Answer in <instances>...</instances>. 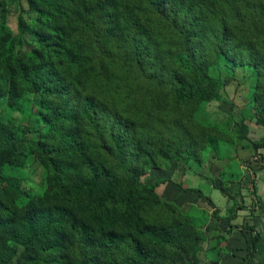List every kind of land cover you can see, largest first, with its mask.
<instances>
[{
	"label": "trees",
	"instance_id": "1",
	"mask_svg": "<svg viewBox=\"0 0 264 264\" xmlns=\"http://www.w3.org/2000/svg\"><path fill=\"white\" fill-rule=\"evenodd\" d=\"M25 1L17 32L0 18V264H216L203 244L216 208L184 211L145 176L231 157L236 140L264 166V137L204 112L239 69L246 118L263 124L264 0ZM226 180L211 178L231 198ZM245 225L241 264L259 238Z\"/></svg>",
	"mask_w": 264,
	"mask_h": 264
},
{
	"label": "crops",
	"instance_id": "2",
	"mask_svg": "<svg viewBox=\"0 0 264 264\" xmlns=\"http://www.w3.org/2000/svg\"><path fill=\"white\" fill-rule=\"evenodd\" d=\"M250 129L248 128V131ZM250 133H256V130L252 129ZM230 155L231 157L223 159H214L208 156L202 175L197 174L199 168L194 170L192 164L187 167L179 164H168L165 168L152 169L145 176V180L147 182H153L157 178L167 180L157 186V192L163 199L173 201L184 211L197 207L207 210L210 215L216 208V214L213 217L210 215L207 240L204 241L205 249L212 251L218 248L212 254L218 259L216 264H241L243 262L248 251L247 237L249 231L246 228L241 230V226L245 224V226H253L254 232L259 236L251 250L252 254L248 264H264V166L261 167L258 162L253 161L251 163L248 161V159H254V150L244 143L243 145L234 144ZM234 159L236 166L232 164V168L240 170L238 176L231 175V171H227L229 164L233 163ZM248 165H252V167L249 168ZM219 174L232 178L230 181L226 180L227 184L231 185L232 197L228 198L223 194L225 198L223 206H217L210 198L214 203L212 207L206 201L201 200L197 193L189 190L198 188L190 181L194 180L195 177H204L209 181V185L213 186L211 178ZM184 180L187 183H184ZM179 186L187 188V190H181ZM245 189L249 192V195H245L246 201L242 195V190ZM201 254V258L204 259L205 253L202 252ZM208 263L213 264L210 261H205L203 264Z\"/></svg>",
	"mask_w": 264,
	"mask_h": 264
},
{
	"label": "rangeland",
	"instance_id": "3",
	"mask_svg": "<svg viewBox=\"0 0 264 264\" xmlns=\"http://www.w3.org/2000/svg\"><path fill=\"white\" fill-rule=\"evenodd\" d=\"M3 4L0 5V18L4 21L5 25L12 31L17 32V18L18 16H22V18L26 21H29L33 18L34 13L27 9V3L25 0H0ZM243 71L239 70L233 74V77L222 85L220 88L221 96L220 99H212L211 101L204 104V112L208 118L216 121H225L228 116H232V120L234 123V127L240 129L246 136L251 139H257L264 137V122L263 124H256L254 121L247 119L249 113H247L245 107V93H246V86L245 84H240L242 82ZM254 112L257 115H254L252 110V117L253 115L261 117L260 111L257 108L258 105H254L253 107ZM1 110V109H0ZM2 111V110H1ZM251 114V112H250ZM13 117L19 118L20 116L16 113H12ZM245 117L244 124H241V118ZM259 117V118H260ZM27 118H24L26 121ZM233 127V126H231ZM248 128H251L248 131ZM252 129L256 130V133L252 132ZM263 133H262V132ZM248 132V133H247ZM236 140V139H235ZM237 144H239V140H236ZM241 143H245L244 141H240ZM264 152V150H261ZM231 152V151H230ZM192 164L193 169L196 170L199 168L197 174L202 175V171L206 167L204 163L203 166H198L196 162L189 163ZM233 166H236L235 159L233 160ZM196 165V166H195ZM198 166V167H197ZM24 175V183L27 187L32 189H37L42 184V171L41 168L35 162H30L27 166L23 169ZM194 178V177H191ZM195 187H198L202 190L203 193L207 194L213 202L217 206H223L225 204V198L223 193L213 186L209 185V181L204 177H195V179L190 180ZM189 181V182H190ZM182 182V181H181ZM187 183L186 180L183 181ZM242 195L245 198V195H249L248 190H242ZM247 198H245L246 201ZM249 203V201H248ZM204 244V243H203ZM202 259V258H201ZM194 264H199L198 260H194Z\"/></svg>",
	"mask_w": 264,
	"mask_h": 264
}]
</instances>
